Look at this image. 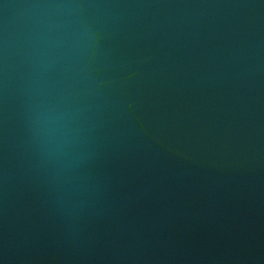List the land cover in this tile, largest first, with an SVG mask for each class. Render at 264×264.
I'll return each instance as SVG.
<instances>
[{"label":"water","instance_id":"obj_1","mask_svg":"<svg viewBox=\"0 0 264 264\" xmlns=\"http://www.w3.org/2000/svg\"><path fill=\"white\" fill-rule=\"evenodd\" d=\"M0 264H264V0H0Z\"/></svg>","mask_w":264,"mask_h":264}]
</instances>
